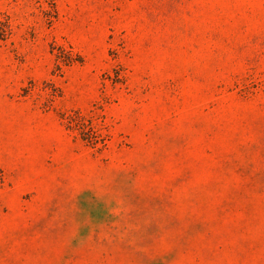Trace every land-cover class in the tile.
<instances>
[{
	"label": "rangeland",
	"instance_id": "1",
	"mask_svg": "<svg viewBox=\"0 0 264 264\" xmlns=\"http://www.w3.org/2000/svg\"><path fill=\"white\" fill-rule=\"evenodd\" d=\"M0 264H264V0H0Z\"/></svg>",
	"mask_w": 264,
	"mask_h": 264
}]
</instances>
